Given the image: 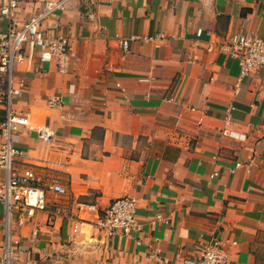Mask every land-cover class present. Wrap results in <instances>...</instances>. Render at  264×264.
Wrapping results in <instances>:
<instances>
[{"label":"crops","instance_id":"1","mask_svg":"<svg viewBox=\"0 0 264 264\" xmlns=\"http://www.w3.org/2000/svg\"><path fill=\"white\" fill-rule=\"evenodd\" d=\"M16 1L17 23L41 11ZM43 28L69 39L68 61L58 71L34 51L18 65L30 126L12 142L19 168L65 193L20 225L0 205V260L7 235L17 264H189L228 237L227 264H264V76L240 77L225 47L235 32L264 40V0H68ZM122 196L141 230L105 238L83 204Z\"/></svg>","mask_w":264,"mask_h":264},{"label":"built area","instance_id":"2","mask_svg":"<svg viewBox=\"0 0 264 264\" xmlns=\"http://www.w3.org/2000/svg\"><path fill=\"white\" fill-rule=\"evenodd\" d=\"M68 0H41V11L31 15L27 20L17 23L14 14L18 8L16 0H9L0 7V16L8 20L6 30H0V108L4 117L0 120V205L4 208L6 223L14 212L17 223L23 224L38 211H46L51 195H62L65 188L61 183L52 180L49 185L40 184V177L32 166L19 168L17 160L20 151L13 145L12 136L20 127H29L27 114L17 112L14 104L26 89V81L17 74V67L29 54L35 51V60L39 64L54 63L58 71H63L68 61L70 42L66 36L51 37L43 28L48 15L56 10H63ZM128 40L121 41L126 48ZM230 58L234 59L240 69V77L255 71H262L264 76V40L253 32H235L228 37L225 44ZM57 100H49L50 104ZM233 106L226 108L225 121ZM39 137L49 140L51 132L39 129ZM226 134V131H222ZM239 165L236 164L235 167ZM233 171V170H231ZM87 210L96 213L98 232L105 238L115 236L129 237L141 230L137 219L135 199L122 196L112 199L104 208L94 204H83ZM76 232L77 228L74 227ZM232 238L213 237L200 247L198 255L189 264H227L231 248L236 245ZM9 237L5 244V253L1 264H17L9 256Z\"/></svg>","mask_w":264,"mask_h":264}]
</instances>
